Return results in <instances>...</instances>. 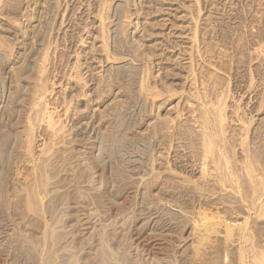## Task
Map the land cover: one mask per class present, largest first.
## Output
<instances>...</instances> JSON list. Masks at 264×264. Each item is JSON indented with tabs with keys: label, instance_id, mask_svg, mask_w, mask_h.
<instances>
[{
	"label": "rangeland",
	"instance_id": "1",
	"mask_svg": "<svg viewBox=\"0 0 264 264\" xmlns=\"http://www.w3.org/2000/svg\"><path fill=\"white\" fill-rule=\"evenodd\" d=\"M263 30L264 0H0V264H264L211 121Z\"/></svg>",
	"mask_w": 264,
	"mask_h": 264
},
{
	"label": "bare ground",
	"instance_id": "2",
	"mask_svg": "<svg viewBox=\"0 0 264 264\" xmlns=\"http://www.w3.org/2000/svg\"><path fill=\"white\" fill-rule=\"evenodd\" d=\"M260 4H262V2ZM107 7H108V5H107ZM237 17H238L237 19H239V21L237 22V24H239L238 26H235V27H231V26L227 27L226 26V45L232 46V48H234L235 52L237 51V53L241 54V52L244 51L243 48L245 47V44H243L242 46L240 43L236 44V38H234L233 36L235 34H237V31L240 32V31H242V29H244V27H248L249 25L256 22L257 19H256V17L254 19H250V17H248V14H245V16H241V17L238 16V14H237ZM245 37H246V39H245L246 45L248 47H250V45H256L255 46L256 47L255 48V54H247L246 55L245 53H243L244 56L238 61V63H237L238 65L236 66V68H235V66H232L229 63L228 64L230 66L226 65V69H228L230 72V78L226 79V91L221 90L222 91L221 95L224 93H226V94L223 97V99H221V100L219 99L218 110H216V112L214 113V117L211 118V121L217 127V133L219 132L220 133L219 135H221V133H223L224 125H225L223 123L226 121V172H225L226 173V202H232V201H234L235 203H236V201L237 202H243L245 204L247 203V206H248V204H251V208L253 206V209H254V210H252V209L251 210L259 212L258 213L259 217L262 216V218H264L263 217L264 216V198H263L264 197V151H263L264 150L263 149L264 148V117L260 118V116H262L264 114V101H261L258 104L252 103L251 105L248 102L247 106L246 105L244 106V102L242 103V99L246 95L245 94L246 92H243V90H242V85L243 84H245V86L247 85L248 91H250L252 89L251 93H253L257 87V85L255 86V81L257 78L256 74L260 75L262 73V71H257V73H256L255 72L256 69L251 70V73L249 74L250 77H248V74L246 75V73H244L243 69L241 70L242 66H245V65L249 66V67L253 66L254 60L256 58L259 59V56L261 55V53L264 52V30L260 33L258 32L256 35H254L253 39H247V35ZM235 55H236V53H235ZM262 55L264 57V54H262ZM232 58H233V56H232ZM263 61H264V59H263ZM229 72H228V74H229ZM222 83L223 82L218 83L221 86V88H223V86H224V84H222ZM235 88L237 89V91H235L236 93L241 92L240 95L237 97L234 96L235 93H234V90H232ZM210 91L211 90H209V92ZM263 91H264V89H263ZM211 93H213V91ZM231 98H237V99L235 100L234 108L232 109V111H230L231 115L229 116L230 113H229L228 109L233 104V103L231 105L229 104V99H231ZM249 99H252V98H249ZM254 113H256V114L253 115ZM256 116H258V120L255 119ZM234 122L239 123L238 124L239 129H237L236 126H234V125H237V124H234ZM230 131H233V134H231ZM210 137H211L210 139L206 138L207 141L205 142V145L207 147V151H206L207 153L211 152L213 150V146L217 144L215 138H212V136H210ZM237 147H239V150L236 149ZM207 153L205 154V159L208 156ZM240 156L242 157V159H240ZM239 162L240 163L242 162V163L239 164ZM202 164H203L204 171H206V167H207L206 161ZM248 184H249V188L247 187ZM234 194H236V195H234ZM238 205H240V204H238ZM240 206H244V204L242 205V203H241ZM238 207L239 206H237V208ZM244 208L246 209V207H243V209L241 207L239 212H242L241 210H244ZM245 212H247V211H245ZM253 215H255V213H253ZM248 216H250V214ZM226 217H228V216H226ZM250 217H247V219L248 218L250 219ZM257 217H258V215H257ZM245 219H246V217H245ZM247 219H246V222H247ZM226 220H228V219H226ZM253 221H254V219H253ZM249 222L250 221H248L247 224ZM251 223H252V220H251L250 224ZM227 224H229V223H227ZM242 224L244 225V223H242ZM230 225H232V224H229V226ZM235 226L236 225H234V228L232 227V229L235 230ZM244 227L246 228L247 226H244ZM228 229L230 230L231 228H229L227 225L226 230L228 231ZM235 231L237 232V230H235ZM238 231L240 232L239 226H238ZM230 232L231 231H228L229 234H230ZM242 232H243V230H242ZM244 232H246L245 229H244ZM248 232H247V234H248ZM232 233H233V231H232ZM235 234H237V233H235ZM239 234H241V233H239ZM249 234H251V230H250ZM249 234H248V237H249ZM241 236H240V238L242 239L243 236L242 237ZM237 237H239V236H237ZM248 237L247 236L245 237L246 240ZM248 239L251 240V238H248ZM262 255L263 256L261 257V259H262V262L264 263V254H262ZM257 258H255V259H257ZM258 259L257 260L260 261V255H259ZM257 263H261V262H257Z\"/></svg>",
	"mask_w": 264,
	"mask_h": 264
}]
</instances>
